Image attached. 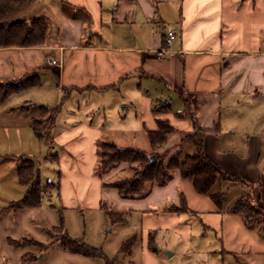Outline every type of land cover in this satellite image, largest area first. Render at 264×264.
<instances>
[{"label":"crops","instance_id":"obj_1","mask_svg":"<svg viewBox=\"0 0 264 264\" xmlns=\"http://www.w3.org/2000/svg\"><path fill=\"white\" fill-rule=\"evenodd\" d=\"M35 17L48 22L42 44L0 47V82L35 81L0 101V171L7 167L12 187L24 195L21 162L35 164L41 146H58L60 157L43 158L58 160L52 185L59 198L68 207L106 204L119 214L116 230L132 231L129 250L123 236L101 245L105 258L75 251L84 264H117L120 253L123 264H264V232L230 210L241 197L264 209V0H33L13 16ZM171 29L175 38L167 43ZM109 91L118 103L138 97L136 127L145 135L156 118L168 119L174 130L155 151L166 154L164 162L194 151L182 136L193 129L192 117L198 121L203 152L233 177L219 181L221 206L179 169L142 197L121 196L115 181L100 186L93 170L100 131L84 120ZM39 106L53 116L41 138L32 126ZM61 111H84L85 119L73 114L57 126ZM126 166L112 164L105 173Z\"/></svg>","mask_w":264,"mask_h":264},{"label":"rangeland","instance_id":"obj_2","mask_svg":"<svg viewBox=\"0 0 264 264\" xmlns=\"http://www.w3.org/2000/svg\"><path fill=\"white\" fill-rule=\"evenodd\" d=\"M108 93L109 96L103 98L105 103L101 102L100 106L102 107H95L92 112L88 113L91 120H84V122H92L93 125L99 127L100 137L96 141L97 147L102 141H110L120 147H136L149 153L151 149L145 131L136 127L138 126L139 114L138 97L127 95L121 103H118L119 95L117 92L109 91ZM78 102L82 103L83 101L79 99ZM60 113L62 117H57V126H62V121L73 114L82 116L81 118L85 119L84 111L73 113L61 111ZM37 119L41 122L40 126L43 127V134L48 126V121L46 117H42L40 112L32 118L33 121ZM53 129L55 130V128ZM48 146H51V143ZM41 147L44 150L42 156L40 158L35 157V164L40 173L38 174L42 180L41 188L43 190L39 207L8 206L10 203L22 198L23 191L21 192L16 187H12L14 182L9 176L10 172L8 173L7 167L1 168L0 264H84L82 261L84 257L76 255L77 252H75L77 251L75 247L80 242L87 245L93 244L94 247L100 249L103 243L104 245L105 243H116L123 236H125L124 239H128L132 232L130 227L124 226L121 228L120 225L121 229L116 230L118 228L114 226L115 223L113 222L119 219V214H114L112 217L107 214V209L113 212L114 208H108L105 204L102 210L94 209L91 207L92 202L89 206L81 202H78L75 207L66 206L59 198L56 188L52 185L56 184L57 181L58 160L47 157L44 161L43 158V155L46 156L48 152L49 154L52 153L54 157H60V147L56 146L51 149ZM67 153L72 154L70 150ZM126 165L127 170L105 173L107 168L100 169L96 159L93 170L100 177V186H103L105 182L112 183L116 180L128 178L130 174L134 173L132 167L138 166L136 163H126ZM48 183H50V187L46 186ZM234 192L231 194H234ZM89 197L93 199L92 196ZM101 199H104L103 195ZM61 220L63 227H60ZM262 221L264 222V219ZM65 234L70 238L79 239L75 242L68 241L64 236ZM30 240H36L39 243L33 245ZM17 244H21V246L18 247ZM125 259L126 256L120 253L116 258V263L123 264Z\"/></svg>","mask_w":264,"mask_h":264},{"label":"trees","instance_id":"obj_3","mask_svg":"<svg viewBox=\"0 0 264 264\" xmlns=\"http://www.w3.org/2000/svg\"><path fill=\"white\" fill-rule=\"evenodd\" d=\"M32 1L0 0V47L39 45L44 42L48 30V22L44 17H35L29 20L13 18L16 13L29 6ZM34 84L35 81L29 78L17 83L0 82V101H3L12 93ZM38 109L42 117L52 120V113L49 112L47 107L39 106ZM184 114L180 113L179 115ZM192 122L193 129L183 133L182 141L189 142L194 147L193 152L180 150L173 154L167 162H164L166 154H157L155 151L164 144L174 128L167 118H156V128L146 129L151 152L147 153L135 147H120L113 142L103 141L97 147V165L100 169H105L112 164H138L137 167H132L134 173L130 177L112 183L123 197H142L148 193L153 183L165 184L172 177L173 171L179 169L181 176L190 180L198 193L210 195L218 206H221L225 200L226 192L218 188L219 181L233 177L225 173L203 152L202 138L204 131L194 117H192ZM40 124L41 122L38 119L36 121L32 120L33 130L39 138L42 137L43 129ZM152 155L155 156L153 162L150 159ZM18 175L20 182L26 185L27 189L22 198L10 203L8 206L39 207L43 190L34 162L28 159L22 161L18 167ZM230 210L240 213L248 226L258 228L262 233L264 232V222L262 221L264 219V209L260 206L245 197H241L230 207ZM107 214L112 217L117 213L107 209ZM60 227H63L62 220ZM64 236L68 241L75 242L78 240L70 238L66 234ZM132 241L133 238L126 240L122 244V248L129 250ZM30 242L33 245L39 243L36 240H30ZM150 242H152L151 239ZM16 246L19 247L21 244ZM75 249L86 255L105 258L101 249L91 247L83 242L77 244Z\"/></svg>","mask_w":264,"mask_h":264},{"label":"built area","instance_id":"obj_4","mask_svg":"<svg viewBox=\"0 0 264 264\" xmlns=\"http://www.w3.org/2000/svg\"><path fill=\"white\" fill-rule=\"evenodd\" d=\"M175 38V32L171 30H167L166 32V41L167 43H170ZM46 63L49 65H55L57 64V61L51 57L46 58Z\"/></svg>","mask_w":264,"mask_h":264},{"label":"water","instance_id":"obj_5","mask_svg":"<svg viewBox=\"0 0 264 264\" xmlns=\"http://www.w3.org/2000/svg\"><path fill=\"white\" fill-rule=\"evenodd\" d=\"M150 159H151V161L153 162V161H155V156H150Z\"/></svg>","mask_w":264,"mask_h":264}]
</instances>
